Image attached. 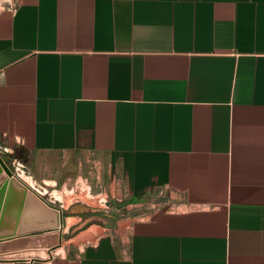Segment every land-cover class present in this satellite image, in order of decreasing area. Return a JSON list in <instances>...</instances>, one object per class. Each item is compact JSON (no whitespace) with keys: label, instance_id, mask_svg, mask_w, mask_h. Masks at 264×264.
Listing matches in <instances>:
<instances>
[{"label":"crops","instance_id":"obj_1","mask_svg":"<svg viewBox=\"0 0 264 264\" xmlns=\"http://www.w3.org/2000/svg\"><path fill=\"white\" fill-rule=\"evenodd\" d=\"M0 152L107 213L35 264H264V0H12Z\"/></svg>","mask_w":264,"mask_h":264},{"label":"water","instance_id":"obj_2","mask_svg":"<svg viewBox=\"0 0 264 264\" xmlns=\"http://www.w3.org/2000/svg\"><path fill=\"white\" fill-rule=\"evenodd\" d=\"M10 161L8 155L0 152V240L11 238L0 242V264L40 263L46 260V249L51 252L64 243V212L17 177ZM22 213L19 230L16 222L14 226L6 225L8 215L17 220Z\"/></svg>","mask_w":264,"mask_h":264},{"label":"rangeland","instance_id":"obj_3","mask_svg":"<svg viewBox=\"0 0 264 264\" xmlns=\"http://www.w3.org/2000/svg\"><path fill=\"white\" fill-rule=\"evenodd\" d=\"M11 4H12V0H0V8H6V7L10 6ZM6 154H10V153H8L6 151ZM10 159H11V161L9 163V166H10L11 170L14 172V168H13V164H12V160L13 159L11 157H10ZM22 180L24 182H26L28 185H29V183L33 184L26 177H24V179H22ZM46 197L54 199L56 204L61 203V202L58 201V199H62L63 200V197L61 195H53L52 197H50V195L47 194ZM86 212H87V214H83L82 210H80V209L72 210V213H76V216H77L78 219H80L81 223L78 224V225H75L74 228H71L69 230L65 231V229H64V240L66 242L74 239V237L77 235V232L79 230H81V228H83L85 225H87L89 223H93L94 221H97V222L104 221L103 218L107 214L106 211H104V210H95V211L94 210H87ZM89 212H90V214H88Z\"/></svg>","mask_w":264,"mask_h":264},{"label":"built area","instance_id":"obj_4","mask_svg":"<svg viewBox=\"0 0 264 264\" xmlns=\"http://www.w3.org/2000/svg\"><path fill=\"white\" fill-rule=\"evenodd\" d=\"M12 164H13V168H14V172L15 175L19 178L24 179V177H26L27 179H29L33 184L29 183V187L33 188V190L35 188L40 189L41 185L40 183H38V181L34 178V176L32 175V173L30 172L29 168L19 159H13L12 160Z\"/></svg>","mask_w":264,"mask_h":264}]
</instances>
